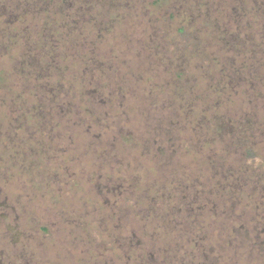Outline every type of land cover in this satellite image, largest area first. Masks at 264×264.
<instances>
[{
    "label": "rangeland",
    "instance_id": "1",
    "mask_svg": "<svg viewBox=\"0 0 264 264\" xmlns=\"http://www.w3.org/2000/svg\"><path fill=\"white\" fill-rule=\"evenodd\" d=\"M0 264H264V0H0Z\"/></svg>",
    "mask_w": 264,
    "mask_h": 264
},
{
    "label": "trees",
    "instance_id": "2",
    "mask_svg": "<svg viewBox=\"0 0 264 264\" xmlns=\"http://www.w3.org/2000/svg\"><path fill=\"white\" fill-rule=\"evenodd\" d=\"M246 151L248 152V154L250 155V156H253L255 153H254V150L252 149V148H250V147H248L247 149H246Z\"/></svg>",
    "mask_w": 264,
    "mask_h": 264
}]
</instances>
